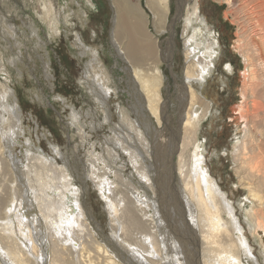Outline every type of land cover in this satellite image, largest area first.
<instances>
[{
  "label": "bare ground",
  "instance_id": "6f19581e",
  "mask_svg": "<svg viewBox=\"0 0 264 264\" xmlns=\"http://www.w3.org/2000/svg\"><path fill=\"white\" fill-rule=\"evenodd\" d=\"M38 1L41 17L57 33L60 22L53 3ZM143 1L144 6L140 0H109L110 41L124 63L135 108L131 115L126 108L118 109V122L113 123L108 81L103 72L94 71L99 65L86 66L83 81L96 108L105 110L104 125L96 119V109L84 120L73 112L70 124L79 131L80 142L72 149L63 152L50 142L48 153L31 135L25 136L18 98L0 75V264H260L251 237L259 239L264 257V0H236L243 27L237 26L233 45L244 68L240 100L232 109L241 127L232 145V169L247 193L242 205L250 237L235 201L211 173L206 142L199 137L211 106L200 88L220 64V40L199 3L187 5L180 34L183 76L176 85L178 112L172 129L164 95L169 78L162 64L171 67L174 27L186 0H176L169 22L170 0ZM215 1L232 5V0ZM227 15L225 11L228 21ZM166 30L170 35L162 47L158 36ZM82 47L81 54L93 55L90 61L98 58L91 47ZM16 61L22 59L17 56ZM225 70L234 72L231 64ZM105 125L108 133L92 140ZM80 149L81 175L74 162ZM162 153L165 164L160 168L162 158L156 162ZM80 176L83 184L76 186ZM89 183L108 215L109 234L99 229L85 204ZM167 196L168 204L175 206L173 217L169 204L167 219L175 227V239L163 222Z\"/></svg>",
  "mask_w": 264,
  "mask_h": 264
},
{
  "label": "rangeland",
  "instance_id": "374dc122",
  "mask_svg": "<svg viewBox=\"0 0 264 264\" xmlns=\"http://www.w3.org/2000/svg\"><path fill=\"white\" fill-rule=\"evenodd\" d=\"M50 1L54 5L56 17L60 22L57 25V33H53L48 27L47 22L41 17L42 4L38 0H0L1 80L3 83L7 81L18 98L17 102L21 108L22 119H24L22 120V127L26 129L25 136L31 135L36 145L48 153H51L52 150L50 142L61 147L63 152L66 150V147L72 149L73 146L80 142V135H77L79 131L76 130L75 126L70 124L69 117L73 112L84 120L88 111L90 114H94V110L96 109V119L99 118L101 124L104 125L102 118L105 116V110L96 108V105L93 103L94 98L83 81V74H87L83 73L86 66L93 68V65H99L94 71L103 72L107 79L106 81H108L107 85L112 91L108 107L113 123L116 124L118 122V109L126 108V111L131 115L132 109L135 108L134 99L130 93L131 89L128 87V77L124 70V63L115 55L113 44L110 41L113 10L111 9L109 0ZM133 1L138 2L139 0ZM140 1L144 6V1ZM195 1L199 3L200 13L206 18L208 27L219 38L221 47L223 48L222 52L224 50L223 54H226V57L223 58L225 64L221 67L218 65L214 75L204 82L201 90L204 94L202 95L207 98L211 106L209 107V114L204 119L203 125L200 128L199 137L200 141L206 142L207 154L208 157L210 156L208 165L211 168V173L222 190L228 194L230 200L235 201L234 204L238 216L240 215V221L245 226V230L250 237L248 224L245 221V207L242 205V199L247 193L237 181L238 178L232 169L234 166H232L233 161L231 157L236 132L238 133L241 128L237 127L235 123L236 114L232 110L240 100V72L244 68L239 50L236 51L233 48L235 39H237L235 35L236 29H238L237 26L239 24L243 25L242 19L239 18L242 15L239 12L241 5L236 0H232L231 6L219 4L215 0ZM193 2L194 0H186L181 18L176 22L174 27L175 49L171 67H167L165 63L162 64V69L167 79L169 78L167 82V85H170L169 90L167 92L165 90L164 95L168 100V124L172 129L176 126L178 112L176 85L181 81V77L183 76L182 65L184 57L182 53V37L180 35L183 23L182 17L185 15L187 5L191 6ZM169 5L168 22L175 14L177 7L176 0H170ZM225 11L228 13V21L223 17ZM67 14H69V18ZM242 25H239V27ZM169 35L170 31L166 30L158 36L162 47H165V39ZM17 43L19 45H16ZM82 45L86 48L91 47L92 50L97 52V55L99 53L98 58L94 60L95 62L90 61L93 55L87 51L86 54H81L84 50ZM17 56L22 61H16L14 64L12 60L15 61ZM91 62L92 65H90ZM226 64L233 66V73L225 70ZM89 70L92 72V69ZM4 77L7 80L3 79ZM88 108L91 109L89 110ZM86 119L90 121L89 118ZM108 127V125H105L98 133L94 132L92 140L96 137H101L104 133H108ZM37 136L40 138L39 140L36 139ZM82 154L83 151L80 149L76 161L74 159L80 175L82 173V163L78 159L82 157ZM162 154L163 157L162 155L159 156L156 162L158 164L162 158L163 163L160 164V168L161 165L165 164V156L164 153ZM176 159L177 157L174 156V162H176ZM171 182L172 179H167V183L170 184ZM74 183L76 186L81 185L83 183L82 177H77ZM162 191L161 198L165 195L164 189ZM168 196L163 202L165 204L162 205V216H164L163 222L166 224L165 227L167 226L169 234L175 239L174 231H172L175 230V227L170 220L168 224L167 220L168 206L170 204H168ZM83 198H85V204L91 211V214L94 215L95 224L99 226V229L104 234H109L108 215L103 209L98 192L90 185L88 193ZM240 203L241 205H239ZM170 205L169 215L175 217V206L172 203ZM245 206L247 205L245 204ZM88 222L90 221L88 220ZM94 230L93 228L92 232ZM177 240L179 239L177 238ZM250 241L256 249L259 263L264 264L259 239L251 237ZM175 246L180 247L179 243ZM250 264L255 263L250 262Z\"/></svg>",
  "mask_w": 264,
  "mask_h": 264
},
{
  "label": "flooded vegetation",
  "instance_id": "af4514ba",
  "mask_svg": "<svg viewBox=\"0 0 264 264\" xmlns=\"http://www.w3.org/2000/svg\"><path fill=\"white\" fill-rule=\"evenodd\" d=\"M223 52H224V50H223ZM220 56H221V58H220ZM222 56H223V57H222ZM225 57H226V54H225V53H224V54L222 53V54L219 55V58H218L217 61H219L220 64H218V65H219L220 67L223 66V64H225L224 61H223V58H225ZM120 61H121V60H120ZM215 66H217V63H216ZM215 66H214L213 69H212V71H213V74H211L212 76L214 75V73H215V71H216L215 69L217 68V67L215 68ZM214 68H215V69H214ZM224 71H225V70H224ZM207 77L210 79L211 76L209 75V76H207ZM208 78H207V79H208ZM209 79H208V80H209ZM204 82H205V81H204ZM84 84H85V82H84ZM223 86H224V85H223ZM224 87H225V86H224ZM200 89L202 90V87H201ZM86 95H88V94H86ZM88 96H89V95H88ZM93 103H94V102H93ZM208 114H209V113H208Z\"/></svg>",
  "mask_w": 264,
  "mask_h": 264
},
{
  "label": "water",
  "instance_id": "95a60500",
  "mask_svg": "<svg viewBox=\"0 0 264 264\" xmlns=\"http://www.w3.org/2000/svg\"><path fill=\"white\" fill-rule=\"evenodd\" d=\"M83 184V183H82Z\"/></svg>",
  "mask_w": 264,
  "mask_h": 264
}]
</instances>
